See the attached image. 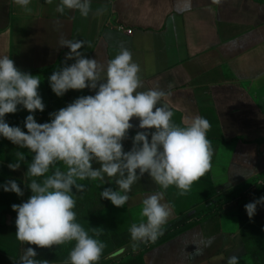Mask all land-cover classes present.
Masks as SVG:
<instances>
[{
  "label": "crops",
  "instance_id": "crops-1",
  "mask_svg": "<svg viewBox=\"0 0 264 264\" xmlns=\"http://www.w3.org/2000/svg\"><path fill=\"white\" fill-rule=\"evenodd\" d=\"M58 4L59 0H31L29 14L14 0H0V56L8 55L21 71L40 76L38 91L45 104L43 112L35 113L18 106L16 113L6 114L10 126L26 132L29 114L38 123L50 122V113L79 96L95 94L86 88L58 97L51 90L48 78L53 71L74 62L66 60L70 49L60 47L61 37L85 41L80 51L101 63L114 58L121 46L128 48L141 68L140 90L158 87L168 93L162 102L177 124L195 115L211 123V169L184 196L177 195L175 186L164 191L162 202L172 209L164 228L186 217L187 225L171 230L162 241L141 243L134 252L131 240L117 237H130V225L140 222L141 201L162 191L147 173L119 208L100 198L105 188L116 190L111 178L105 177V184L79 181L85 190L75 193L77 221L85 229L104 230L99 238L107 247L98 264H227L232 255L238 256L239 264H264V204H257L251 219L244 207L264 196V189L253 193L249 188L264 180V0H92L87 18L67 9L60 14ZM131 123L125 151L141 131L138 119ZM11 151L26 157L15 171L7 167L16 162L7 159ZM31 159L28 149L0 136V255L11 259L0 264H19L27 247L34 248L37 260L63 264L74 242L39 248L15 237L17 213L11 206L32 195L25 181ZM9 180L17 182L23 196L4 191ZM235 191L234 196L245 194L226 207H216L226 201L221 198L227 192Z\"/></svg>",
  "mask_w": 264,
  "mask_h": 264
},
{
  "label": "clouds",
  "instance_id": "clouds-1",
  "mask_svg": "<svg viewBox=\"0 0 264 264\" xmlns=\"http://www.w3.org/2000/svg\"><path fill=\"white\" fill-rule=\"evenodd\" d=\"M30 2L14 0L29 14ZM45 2L51 4L52 0ZM91 3L92 0H59L56 11L60 14L66 9L78 11L87 18L92 12ZM85 43L61 37L60 47L70 49L66 60L74 62H65L48 79L58 97L69 90L86 88L95 90V94L79 96L50 113V122L38 123L29 114L24 121L26 132L19 126H10L5 117L16 113L18 106L29 113L45 110L38 91L41 78L18 69L8 55L0 56V136L32 154L25 174L32 195L27 201L11 206L17 213L15 237L22 244L39 248L74 242L63 264H98L107 247L99 238L102 228L85 229L77 221L75 193L85 190L79 181L105 184L108 183L105 177L111 178L116 190L105 188L100 198L118 208L129 201L132 186L145 173L162 190L141 201L140 222L129 227L135 252L141 243H155L163 235L172 213L171 206L162 202L164 191L175 186L177 195H186L211 169L214 154L207 135L211 123L205 117L195 115L183 125L177 124L173 111L162 102L168 93L158 87L140 90L141 68L133 60L131 50L121 46L114 58L101 63L80 51ZM133 118L139 120L141 131L132 138V148L125 151L123 141L134 127ZM15 157L16 162L7 165L13 171L26 160L20 151L15 152ZM94 163L99 167H93ZM3 189L23 196L15 180L7 181ZM257 204H264V196L244 206L250 219ZM36 256L34 248L27 247L19 264H49ZM227 264H239L238 256H230Z\"/></svg>",
  "mask_w": 264,
  "mask_h": 264
},
{
  "label": "trees",
  "instance_id": "trees-1",
  "mask_svg": "<svg viewBox=\"0 0 264 264\" xmlns=\"http://www.w3.org/2000/svg\"><path fill=\"white\" fill-rule=\"evenodd\" d=\"M7 159H11V160H15L16 161V157H15V152L14 151H11V152H7ZM250 189H253V193H256L257 191H262L264 189V180L258 182V183H255L253 184L252 186L249 187ZM235 193H237L236 191L235 192H227L222 198L221 200H226L222 203H218L216 207H219V208H223V207H226L227 205L231 204L232 202L236 201L237 199H239L240 197H242V195H244L245 193L243 192L242 194H240V196H234ZM220 202V201H219ZM187 217L176 222V223H173L171 224L169 227H166L163 229V235H161L157 240L156 242H159V241H162L166 238H168L171 234V230H174L178 227H182V226H185L187 225ZM118 239H124L125 242L127 241H130L131 238L130 237H125V234H119L118 236ZM124 242V243H125ZM141 245H144L143 243ZM5 251V250H4ZM10 258L9 257H6L4 256L3 254L0 255V260H9ZM11 260V259H10ZM134 262H129V264H133Z\"/></svg>",
  "mask_w": 264,
  "mask_h": 264
},
{
  "label": "built area",
  "instance_id": "built-area-1",
  "mask_svg": "<svg viewBox=\"0 0 264 264\" xmlns=\"http://www.w3.org/2000/svg\"><path fill=\"white\" fill-rule=\"evenodd\" d=\"M126 31H127L128 33H131V32H132V30H131V29H127Z\"/></svg>",
  "mask_w": 264,
  "mask_h": 264
}]
</instances>
